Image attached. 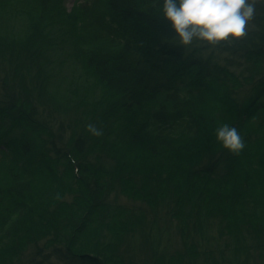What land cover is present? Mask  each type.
<instances>
[{
    "label": "trees",
    "instance_id": "1",
    "mask_svg": "<svg viewBox=\"0 0 264 264\" xmlns=\"http://www.w3.org/2000/svg\"><path fill=\"white\" fill-rule=\"evenodd\" d=\"M162 2L107 0L108 17L122 41L115 53L93 56L90 64L117 94L126 115L159 100L155 123L169 128L176 119H183L181 128L203 135L196 152L189 151L187 160L175 163L165 175L149 168L140 172L133 163H122L123 156L107 151L106 136L113 123L98 136L80 126L73 143V123L58 114L54 99L46 97L37 103L22 91L37 80L30 69L32 56L24 54L23 59L21 53L8 56L0 50V166H9L31 181L25 185L0 182V214L12 212L7 210L14 206L24 212L34 210L43 228L35 232L32 225L15 226L13 238L0 248V264L25 263L22 260L31 247L34 250L25 264H107L108 260L127 264L121 240L142 235L147 227L142 207L116 201L121 194L132 198L126 194L129 190L144 197L140 201L149 205L152 214L164 206L177 218L175 227L182 240L173 256L178 264H197L186 257L196 261L202 253L199 246L208 249L216 240L223 241V246L219 242L223 261L208 259L206 264H247L252 250L264 264V220L257 216L255 220L247 212L264 209V0H256L245 37L211 51L180 46L163 17ZM197 104L205 108L209 104L208 114L197 113ZM113 114L108 110L105 116ZM96 117L107 128L108 119L102 114ZM222 124L235 127L242 137L244 148L238 154L217 141L215 130ZM87 138L96 141L90 148L96 163H82L73 155V146L78 156L88 155ZM132 144L143 149L152 146L145 141ZM80 172L85 173L82 181ZM177 174L188 182L177 185L173 177ZM47 185H54V194L59 195L55 202L43 211L37 205L26 207L31 188L39 192ZM219 201L234 204L223 207ZM194 224L202 230L199 238L191 234ZM75 233L87 246L75 247ZM206 253L210 258L212 252ZM160 260L157 264H176L166 254Z\"/></svg>",
    "mask_w": 264,
    "mask_h": 264
},
{
    "label": "rangeland",
    "instance_id": "2",
    "mask_svg": "<svg viewBox=\"0 0 264 264\" xmlns=\"http://www.w3.org/2000/svg\"><path fill=\"white\" fill-rule=\"evenodd\" d=\"M110 14L107 9V0H0V50H6L9 53L8 56L17 52L21 53L23 59L24 54L28 58L32 56L36 65L32 62L30 69L33 70V77L37 80L34 83L31 82V86L22 91L27 98L37 103L38 99L46 97L54 99L59 105V108L55 109L58 114L68 117L73 123V143L79 133L76 130L80 126L93 125L96 131L105 132L110 126L109 123H113V130L106 136L107 151L123 156L122 163H129V165L133 163V168L138 167L140 172L157 169L159 173L165 175L168 169L176 166L175 163L186 161L189 151L190 154L191 151L196 152L199 143L204 141L203 135L186 132L180 127V124L185 125L183 119H176L177 122H174V127H169L170 130L167 125L155 123L153 113L162 102L159 100L148 104L144 110L135 114L126 115L124 113L117 94L107 88L90 64V58L93 56L112 55L119 50L122 35L109 19ZM8 64L15 66L11 61ZM197 105H199L197 113L202 116L207 115L209 107L211 108L209 104L205 105L207 108L202 104ZM108 110L114 112L110 117L105 116ZM100 114L103 119H108L107 128H105V123L102 126L98 124L96 116ZM68 138H70L69 135ZM69 141L71 143L72 139ZM141 141L151 143L152 146L143 149L132 144H138ZM88 142H90L88 147L90 152L86 157L78 156L76 146H73V155L82 160V163L86 160L96 163L97 160H93L90 149L96 146V141L92 138ZM125 165L123 164V167ZM81 174L83 175L78 178L80 181L85 176V173ZM173 177L177 185L188 182L187 177L183 175L177 174ZM0 182L25 185L26 182L30 184L31 181L9 166H0ZM53 188L54 185H47L46 188H40L39 192L31 188L32 192L28 197L26 207L37 205L40 211L46 209L59 197L58 194H54L55 189ZM158 191L157 188L154 193ZM177 191L180 193L179 189ZM126 194L131 195L132 198L126 195L122 197L121 194L118 195L119 199L116 201L131 208L142 207L147 220V227L142 235L127 237L120 242L122 255L127 264H157L162 261L160 258L163 254H166L170 263L171 258L174 257L178 264L179 259L173 255L181 249L179 243L182 238L175 227L177 218L168 214L170 208L157 207L156 215H154L149 205L140 201L144 199L141 194L130 190ZM115 196L112 197L113 201ZM107 201L110 202V199ZM217 203L223 207L234 204L230 201ZM7 211L12 212H5L7 215L0 214V248L6 246L13 238L11 232L15 226L23 229L32 225L37 228L35 232L43 230L38 226L40 219L34 210L24 212L23 209L17 210L14 206L11 210L8 207ZM247 212L253 214L255 220L256 216L264 220L263 208L251 209ZM193 228L191 234L199 238L202 230L200 227L198 229L195 224ZM82 231V228H79L77 234L81 235ZM9 234L11 236L7 237ZM214 235L216 236L217 233L214 232ZM75 239V247L87 246V241L83 243L81 236H76V233ZM219 242L223 246V241ZM219 242L217 240L211 242L208 249L204 244L199 246L198 250L202 253L196 261H191L188 257L185 260L197 264H206L208 259L214 263L223 261L220 255L223 247L219 249ZM33 250L34 247H31L22 261L26 263ZM206 251L212 252L210 258ZM250 254L251 258L247 264L261 263L258 252L252 250ZM55 262L57 261L54 260ZM25 263L19 262V264ZM107 264L124 263H111L108 260Z\"/></svg>",
    "mask_w": 264,
    "mask_h": 264
},
{
    "label": "clouds",
    "instance_id": "3",
    "mask_svg": "<svg viewBox=\"0 0 264 264\" xmlns=\"http://www.w3.org/2000/svg\"><path fill=\"white\" fill-rule=\"evenodd\" d=\"M161 8L180 46L211 51L238 43L246 36V25L255 16L256 0H163ZM88 128L95 135H101L93 125ZM215 135L232 153L238 154L244 148L235 127L222 124Z\"/></svg>",
    "mask_w": 264,
    "mask_h": 264
}]
</instances>
